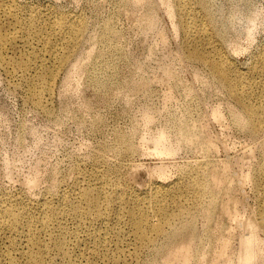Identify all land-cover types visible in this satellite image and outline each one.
I'll return each instance as SVG.
<instances>
[{"label":"rangeland","instance_id":"374dc122","mask_svg":"<svg viewBox=\"0 0 264 264\" xmlns=\"http://www.w3.org/2000/svg\"><path fill=\"white\" fill-rule=\"evenodd\" d=\"M128 1L19 0L25 9V18L41 13H81L86 18L88 32L77 53L93 43L95 55L98 28L114 21L120 33L119 46L124 50L125 61L120 58L113 66L101 65V73L111 80L102 93H97L87 81L90 60L66 88L62 86L60 74L54 83L52 98L43 104L51 112L48 115L26 101L23 91L14 87L0 68V193L5 190L19 192L23 189L21 178L36 170L42 176L39 187L42 190L51 180L68 189L73 174L77 172L126 169L131 163L141 164L145 171L160 162L171 165L166 181L174 180L181 169L198 165L208 158L229 161V174L233 178L240 174L237 160L242 156V161L248 160L246 148L264 137L252 138L241 107L215 78L217 71L187 60L182 32L177 29L178 14L172 19L161 0H146L141 16L151 12L156 17L157 36L153 30L143 29L140 22L117 15L118 10L128 8ZM209 2V9L197 2H190L188 7L191 16L188 20L195 28L202 25L210 34L214 35L217 30L223 33L222 37L214 35L215 46H204L207 57L230 58L235 68L231 75L245 78L244 82L232 80L238 91L245 93L246 100H251L255 107L264 105V0ZM252 16L256 17L251 20ZM252 25L253 31L247 33L246 29ZM95 60L101 59L97 57ZM170 73L169 82L160 80L162 74ZM256 91L260 95L254 97ZM164 95L171 97L164 101ZM215 107L223 114L220 121L211 115ZM145 111L154 116L152 121H145ZM238 117L245 121L238 123ZM201 122L207 124V134L217 141V152L208 153L203 131L199 130H202ZM192 124L196 127L192 128ZM146 126L152 133L163 129L170 135L175 146L179 145L176 153L160 157L146 151L141 138L149 137ZM182 137L192 140L189 144L184 143L180 140ZM244 142L248 144L246 148ZM125 145L133 151L125 150ZM255 155L258 158L251 165L252 178L238 184L237 190L236 186L233 189L244 213L232 240L236 246L246 219L253 222L256 234L264 238V221L259 217L264 205H260L264 197V153L256 149ZM7 167L14 168L15 177H8L11 180L4 175ZM142 169L138 181L145 183L149 178ZM36 191L32 196L38 199L41 194ZM208 201L209 198H205L202 204L207 205ZM211 212H214L213 208H209L208 213L196 209L191 219L195 238L203 241L201 252L208 251L214 242L209 232L213 223ZM86 246L81 244L80 248ZM122 247L123 243L119 242L118 248L87 251L86 255L74 258L75 262L71 264H118L114 258L121 257ZM153 248L150 245L140 249L139 259L130 264H158V252L155 253ZM197 258L200 259L195 254L191 263L197 264ZM52 264L64 263L55 258Z\"/></svg>","mask_w":264,"mask_h":264},{"label":"bare ground","instance_id":"6f19581e","mask_svg":"<svg viewBox=\"0 0 264 264\" xmlns=\"http://www.w3.org/2000/svg\"><path fill=\"white\" fill-rule=\"evenodd\" d=\"M161 1L172 19L176 14L180 17L177 29L182 32L187 60L217 71L215 78L241 107L252 138L264 137V105L255 107L251 100H246L245 93L238 91L232 80L244 82L245 78L231 75L235 70L233 61L228 57L225 60L207 57L204 46H215L214 35L222 37L223 33L217 30L214 35L210 34L202 25L195 28L188 20H191L190 2L209 9V0ZM145 2L129 0L128 8L118 10L117 15L140 22L143 29L153 30L158 36L156 17L151 12L141 16ZM24 11L19 0H0V68L12 85L23 91L25 100L48 115L51 112L43 104L52 98L57 78L62 74V86L66 88L83 66H88V60L91 66L87 81L97 93L104 92L111 80L101 73V65L113 66L120 58L125 61L115 22H106L98 28L95 55L93 43L77 53L88 32L86 18L81 13H41L25 18ZM3 27L9 30L8 34ZM253 28L249 26L247 33ZM97 57L101 59L98 62ZM170 76L171 73L162 74L160 80L167 83ZM254 94V97L260 95L258 91ZM170 97L164 95L163 100ZM211 115L219 121L223 117L217 107L212 109ZM144 118L149 122L154 116L145 111ZM244 121L237 118L238 123ZM201 123L202 130H199L203 131L208 153L217 152V141L207 134V124ZM191 127L196 126L192 124ZM145 130L149 137L141 138L146 151L160 157L176 153L179 145L175 146L163 129L152 133L146 126ZM180 140L189 144L192 139L182 137ZM117 142L122 141L117 139ZM246 146L244 142V148ZM123 148L130 153L133 151L128 145ZM256 149L264 153V138L246 148L248 160L242 161L243 156L237 160L240 174L235 178L229 174L231 163L218 158H208L198 165L183 168L172 181L165 180L171 169L165 162L154 164L147 171L141 164L131 163L126 169L77 172L68 189L51 180L44 191L39 188L42 176L37 170L30 172L21 178L23 189L19 192L5 190L0 193V264H52L55 258L71 264L74 258L86 255L87 251L118 248L119 242L124 248L121 257L114 258L118 264L138 260V251L150 245L155 253L158 252V264H192L195 254L200 257L196 259L197 264H264V238L256 234L250 219L244 222L239 245L232 242L244 216L239 199L233 193L238 184L252 178L251 165L258 158ZM13 169L4 170L8 180L14 176ZM140 169L148 175L145 183L138 181ZM33 191L41 196L34 198ZM205 198H209L207 205L202 204ZM262 203L264 197L260 205ZM209 208L214 210L209 228L214 242L208 251L201 252L203 241L195 238L191 219L196 209L208 213ZM261 208L259 217L264 221V205ZM81 244L87 246L81 249Z\"/></svg>","mask_w":264,"mask_h":264}]
</instances>
